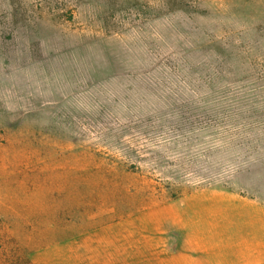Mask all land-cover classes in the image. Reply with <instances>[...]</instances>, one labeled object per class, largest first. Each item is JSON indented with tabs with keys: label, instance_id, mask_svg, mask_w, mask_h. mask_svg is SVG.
<instances>
[{
	"label": "rangeland",
	"instance_id": "374dc122",
	"mask_svg": "<svg viewBox=\"0 0 264 264\" xmlns=\"http://www.w3.org/2000/svg\"><path fill=\"white\" fill-rule=\"evenodd\" d=\"M0 264H264V0H0Z\"/></svg>",
	"mask_w": 264,
	"mask_h": 264
}]
</instances>
